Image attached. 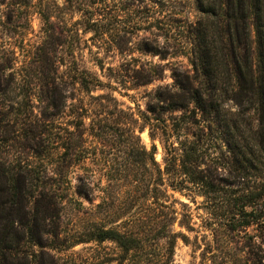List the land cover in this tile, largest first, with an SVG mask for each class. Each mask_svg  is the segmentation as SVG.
I'll return each mask as SVG.
<instances>
[{
  "label": "rangeland",
  "instance_id": "obj_1",
  "mask_svg": "<svg viewBox=\"0 0 264 264\" xmlns=\"http://www.w3.org/2000/svg\"><path fill=\"white\" fill-rule=\"evenodd\" d=\"M198 17L196 0H0V170L26 175L31 197L22 204L31 218L23 241L19 208L8 213L0 197V240L10 238L9 249L0 243V264H118L114 242L85 241L114 226L108 204L128 195L107 175L124 171L134 130L148 150L155 145L162 168L180 112L162 114L160 98L193 73L187 30ZM151 67L157 79H134ZM85 71L102 86L84 90ZM100 125L111 128L109 140L95 135ZM42 189L56 199L36 202ZM170 194L188 206L195 229L183 230L189 242L178 241L175 264H264L261 225L226 231L204 197Z\"/></svg>",
  "mask_w": 264,
  "mask_h": 264
},
{
  "label": "trees",
  "instance_id": "obj_2",
  "mask_svg": "<svg viewBox=\"0 0 264 264\" xmlns=\"http://www.w3.org/2000/svg\"><path fill=\"white\" fill-rule=\"evenodd\" d=\"M196 1L199 17L187 30L193 73L178 78L177 90L160 98L162 114L180 112L171 128L176 140L164 142L161 168L155 145L148 150L136 130L132 132V142L124 147V171L107 175L117 188L128 187V195L119 193L108 204L114 226L94 229L98 232L85 241L114 242L120 250L118 264H175L178 241L188 243L185 231L195 229L188 206L171 191L204 197L209 218L224 224L226 231L264 229V0ZM158 76L151 67L147 73L135 70L134 79L149 84ZM79 84L87 92L102 86L88 71L80 73ZM149 111L156 113L153 106ZM110 129L93 127L95 135L110 136L106 140ZM0 180L8 213L19 208V220L27 225L20 237L26 240L31 220L22 207L31 198L27 176L0 170ZM35 192L36 202L57 196L52 190ZM176 225L182 230L176 231ZM6 239L10 241L9 235L4 243Z\"/></svg>",
  "mask_w": 264,
  "mask_h": 264
}]
</instances>
